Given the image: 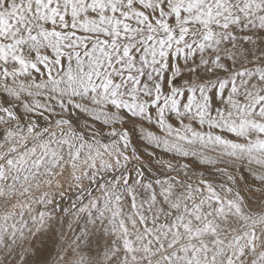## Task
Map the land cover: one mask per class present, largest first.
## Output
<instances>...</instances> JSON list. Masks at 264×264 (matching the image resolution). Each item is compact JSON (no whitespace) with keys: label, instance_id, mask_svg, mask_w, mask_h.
<instances>
[{"label":"snow or ice","instance_id":"1","mask_svg":"<svg viewBox=\"0 0 264 264\" xmlns=\"http://www.w3.org/2000/svg\"><path fill=\"white\" fill-rule=\"evenodd\" d=\"M0 264H264V0H0Z\"/></svg>","mask_w":264,"mask_h":264}]
</instances>
